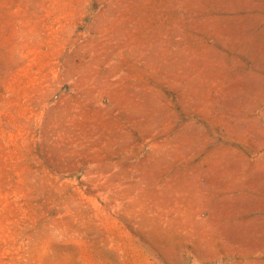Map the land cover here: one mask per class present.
<instances>
[{"label":"rangeland","instance_id":"obj_1","mask_svg":"<svg viewBox=\"0 0 264 264\" xmlns=\"http://www.w3.org/2000/svg\"><path fill=\"white\" fill-rule=\"evenodd\" d=\"M0 264H264V0H0Z\"/></svg>","mask_w":264,"mask_h":264}]
</instances>
